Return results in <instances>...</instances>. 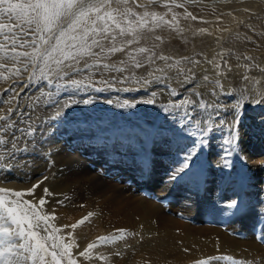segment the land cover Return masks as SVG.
Here are the masks:
<instances>
[{"label": "bare ground", "instance_id": "obj_1", "mask_svg": "<svg viewBox=\"0 0 264 264\" xmlns=\"http://www.w3.org/2000/svg\"><path fill=\"white\" fill-rule=\"evenodd\" d=\"M246 5L247 4H245V6ZM239 9H241L240 6ZM244 9L248 10L249 8H243V11H245ZM154 11L160 13L161 10L157 8ZM162 12L167 13L165 16L167 18L172 17V12L176 13L173 9L172 12H168L167 8ZM240 17L238 16L239 21H241ZM236 18L237 17H234V19ZM215 21H217V19ZM233 24L234 23H232V25ZM194 28L195 25L191 24L188 30L182 32L175 31L173 36H175L176 40H179L183 46L199 48L202 45V39L198 37L199 34L196 35L194 33ZM219 31H217V33ZM212 36H214V34H212ZM247 38L249 37L247 36ZM210 60H212L213 63H208L207 61L209 60H207L197 65L198 75L196 78H193L191 84L185 87L180 99L178 96L177 100L174 99V95L171 93L173 91L175 92V89L171 90L165 87L166 85H149L145 88L148 89L150 93H144L141 94L142 96H139L140 100L138 104L140 103L141 113L150 121L156 118V115L162 110L164 105L168 108L169 116L161 122L160 128L153 138L154 145L152 146L153 152L151 154L153 159L145 158L147 155L145 153L143 154L144 151H141L142 147H146V143H144L146 140L144 133L150 134V127L148 126L147 128V125L143 124L141 120L136 119L139 114L130 116L128 113H124V119L131 118L132 122H134V128L136 124L142 133L138 129H130L129 131L126 130L125 133L121 131L118 132L119 136L117 137H111L109 134L108 136L98 134V130L101 127L104 128L109 124L108 121H104V123L98 122L97 124L92 123L91 128L87 126L90 130L80 129V131L76 132L83 135L84 133L89 134L88 139L81 135L82 138L80 137L78 145L75 147V149L78 148L77 150L69 149L68 141L61 142L63 144H61L59 148L52 149L51 153L61 167L58 169L60 172L57 174L63 176L57 180L59 184L53 186V183H51L49 188L50 194L47 195L48 197L45 200L46 203L42 208L39 205L38 199L43 194L42 192H44L45 185L41 184L40 177L34 178L28 183L24 181L16 183L12 181L14 177L12 180H9V178V181H4V184L0 183V188L26 192V190L31 189L33 185L40 182L39 187L35 189L33 195L25 194L22 199L31 202L42 214L49 216V221L52 225L60 229L58 235L63 237L65 243H72L73 247L71 251L80 264H194L199 260H206L211 262V264H264V241L260 239V235L262 233V235H264L263 125H261V130H250L247 125L251 120H246L242 121L239 127L240 131L237 148L241 158L246 162L245 165L247 167V178L243 181L239 177H231L227 169L229 165L228 160H230L228 152L231 148L227 141L236 137L234 134V117L235 113H238V106H235L236 104H231L235 106V109L227 111L226 107L230 104L228 102L227 106H223H226L225 111L227 112L222 111V113L220 111V117H213L214 121L212 120V124H215L217 131L213 134V137H210L211 148L208 171L206 173L199 172L196 167L192 165V160L198 150V142H195L194 137L183 136L185 132L191 131L190 129H193V127L196 128L201 122L206 123V121H201L200 118H198L202 111L196 102L199 101V103L202 104L203 99H207L209 103L218 100V98H214L215 100H213V92L210 90L214 87L213 84L206 82L207 88L199 87V85L205 83V81L202 82L205 75H208L210 80L219 79L220 83L223 85L221 89L215 88V94L222 91L226 93L229 92L231 85L225 80L226 74L222 73L221 76L217 77V69L214 67L217 61L212 58ZM258 64L264 66V58L259 60ZM223 67L221 68L223 69ZM243 72L244 71L241 73ZM253 73H256L260 77L263 75L259 70H253ZM74 74L76 73L74 72ZM253 75L251 76L253 77ZM62 76L60 77L61 80L64 78V76L63 78ZM136 76L137 75H135V77ZM161 76L163 75L161 74ZM138 78L140 77H137V79ZM241 78H243V76ZM55 81L58 82L57 80ZM119 81H121V79ZM247 84H249L248 81L246 82V86ZM249 85H251V83ZM112 87H116V89H131V91L135 88L130 85L124 86L123 83L120 86L114 84ZM261 87L262 85L260 88ZM106 89L110 90V86ZM248 89L249 88L244 90L247 91ZM87 90L88 89H86V91ZM193 90L201 93V95L193 96ZM178 92H180V90ZM247 92L245 93L247 94ZM254 92L257 93V91ZM111 93L112 92L109 94ZM153 93H155V95H153ZM239 94H241L240 97H242V93ZM258 95L260 97V94ZM258 95H255V98H257ZM118 97L119 96H117L116 99L111 98L117 101ZM129 98L131 97L128 96V99ZM235 98L237 100V97ZM121 99L119 101H121ZM189 99H192L193 103H184ZM148 100L153 102L146 103L145 101ZM251 100L254 101L255 99ZM100 101L102 102V100ZM107 101H104L105 104L107 103L106 105L110 106L112 103H110V100ZM130 101L132 100L130 99ZM246 102L248 103L249 101ZM96 103L95 106L99 107V103ZM118 103L112 104L113 111L116 109L114 111L115 117L118 116L116 115L119 109ZM220 103L222 104L223 102L221 101ZM251 103L249 102V104ZM254 105L256 104L254 103ZM102 106L103 104L101 107ZM222 108L220 107V109ZM251 109L253 110V108ZM212 110H210L211 114H213ZM260 111L261 110H259V112ZM215 112L214 108V113ZM259 114L261 115L262 113ZM89 116L92 115L90 114ZM179 116L182 117H180L181 120L183 119L185 121H181L179 118L177 119ZM174 117L177 119L176 121H174ZM198 119L200 121H197ZM96 122L97 121H95V123ZM257 122L259 123V120ZM249 124L251 123L249 122ZM83 126L84 125H82V127ZM59 129L61 130V128ZM72 136H75L73 132H69L68 135H63L61 137V141L68 140V138ZM139 141L140 146H138ZM190 154H193L192 159L187 160L186 158ZM92 162L96 164L102 163V171L104 172L102 176L96 174V172L92 173L88 169L87 163L91 165L93 164ZM186 162L188 163V167L185 168L183 172H180V169L184 167ZM106 173L108 175L104 176ZM173 176L177 178L172 179ZM117 178L122 180L121 183L113 182ZM233 201L237 203L238 207L229 206ZM160 203H162V205ZM166 206H168L167 209L170 211L169 213H166L164 209ZM125 207H127L126 210ZM89 213H92V215L89 217L88 221L75 229L70 227L83 217L88 216ZM259 221H262L260 226ZM203 222L208 224L201 225L200 223ZM119 230L125 231L121 233ZM101 236H122L123 238L116 239L92 250L91 259L78 255L89 243L95 242L97 238ZM117 252L119 255H115ZM99 255H103L105 259L100 260Z\"/></svg>", "mask_w": 264, "mask_h": 264}, {"label": "rangeland", "instance_id": "obj_2", "mask_svg": "<svg viewBox=\"0 0 264 264\" xmlns=\"http://www.w3.org/2000/svg\"><path fill=\"white\" fill-rule=\"evenodd\" d=\"M141 2H144V1H141ZM177 3H181L184 5L183 7H173L172 8L177 13L179 28H181V29H183V31H185V30L189 29V26L191 24H194L195 25L194 33L196 35L199 34L198 37H200L202 39V45L199 47L200 49L198 47H186V46L181 45L182 43L179 40H176V37L173 36L175 34V31L172 30L171 28H169L168 26L158 28L155 30L154 33H146L145 35L147 36V39L142 40L140 45H134L133 47L152 46L153 44H158L159 47L155 49L157 54H164V55H169L171 57H174L171 61H169V63H175L176 60H180L183 56V57H191L196 61L199 60L200 64H201V63H204V61L210 60L211 58L218 61L219 60L218 59L219 58L218 53L225 55V59H227L228 65L231 66L232 72L229 71L227 67H223L224 64L222 62H221V67H223L224 70L222 68H221V70H222L223 74H226L225 80L227 82H229V84L232 86V89L230 86L228 93H226L225 91H222V92H218L217 93L218 95L212 94L213 100L218 98L219 101L217 100V101H212L211 103H209L207 99H203L202 104L205 105V107H199L201 109L202 113L198 116V118H200L201 121H206L207 124L201 122L200 123L201 126L198 125L196 127L198 129L193 127V129H190L191 131H187L183 135L185 137L186 136L187 137L190 136L192 138L194 137L195 142L196 141L198 142V145H199L198 150L196 151L195 157L192 160V165L195 166L199 172L206 173L208 171L210 148H211L210 147V142H211L210 137H213V134L216 133V131H217L215 128V124H212L214 121L213 117H220V114H221L220 111L224 112L226 108H227L226 109L227 111L230 109L233 110V109H235L234 108L235 106H238V111H237L238 113H235V117H234V119H235L234 134L236 136L237 143H238V139H239V131H240L239 127H240L242 121L251 120L249 122L252 125L249 124V122L247 125V127H249L248 129H250V130H254V129H256L257 131L261 130L262 129L261 125H263V128H264V122H262V121H264V116H263V114H264L263 113L264 112V108H263L264 103H260L261 104L260 105V104H257L255 102L256 99H261L262 97H264V76H263L264 73L260 77L256 73H253V70L256 71L258 69L254 68V67L253 68H245L242 66L243 63H244V65L247 63H248V65L258 64L259 60H262L264 58V44H263L264 43V0H177ZM245 4H247V5L245 6ZM242 5L245 7H243ZM133 6L134 5H130V7H133ZM239 6L241 9H239ZM157 8H158V10H161L159 14L165 13L162 11H165L166 8H164L163 6H161L159 4H157L156 6L155 5L150 6L149 7L150 10L149 9L148 10L154 11ZM243 8H246V9L249 8L250 10L244 9L246 11L245 12V11H243ZM141 10L143 11V9H140V10H139V8L136 9V11H141ZM185 10H188L187 12L191 13L192 15H195L197 17V19L193 20L191 17L185 18V16H184ZM248 11H250L251 13ZM233 16L237 17V18L234 19ZM238 16L239 17L242 16V17H240L241 21H239ZM198 17H199V20H198ZM165 19L171 20L172 17H170V18L165 17ZM214 19L215 20L217 19V21H215ZM233 19H234V21H233ZM230 20H232V21H230ZM235 20H236V22H235ZM231 22L234 24L232 25ZM200 29H205L206 31L200 32L199 31ZM219 30H221V31H219ZM17 31H19V30H17ZM217 31H219V32L217 33ZM220 32H221V34H220ZM212 34H214V36H212ZM155 35L161 36L163 39V42L154 40ZM247 36L250 39H245ZM178 41H179V43H178ZM195 52H197V53H195ZM123 54L124 53L118 52L114 56L110 57L105 62L109 63V64L115 63L117 66L119 65L118 67H120L121 65L119 64V61L126 58L125 55H123ZM236 56H240V59L237 60ZM245 56L252 57V60H250L249 62L244 60ZM254 58H256V59H254ZM141 59H142V57H141ZM239 61H240V63H239ZM89 62H91V61L89 60ZM236 64L241 65V66L237 67ZM197 65L194 67L192 64H186V63H183V61H181L180 68H184L186 73H187L188 69H191L192 73H194V75H191L192 79H190L189 81H185V77L183 75L178 74L179 73L178 68H173L171 70L165 68L164 72L155 71L154 75L150 76L149 72H153L154 69H156V68H159V67L163 68L164 67V61H160V60H157L155 65L149 66V65L145 64V66L142 68H132L131 66H129L123 73L115 72V71H98L95 68H84L83 67V61H82L81 64L77 66V68L79 69L78 74H77V71L75 72L76 74H74V72L72 73L71 69H66L65 71L68 73V75H63L64 76V78L62 76L63 80H61V78H60L61 76L60 77L53 76L52 78L53 79L55 78V79L51 84H48L47 81H45V80H38L37 81L35 78H33L30 81L29 80V74H30L31 69H29V71H22L21 75L19 77L13 76L10 79H5V78L0 77V113H6L8 108L19 105V107L15 108L14 115H13L12 119L20 121L17 125V127L19 129L28 130L30 128L33 132L32 135H23V136L21 135L20 131L15 132L16 136L20 137L19 144H18V148L20 149V151H18L16 153L15 159L12 161V167L11 168L0 169V183L4 184L6 181L12 180L13 177H14V179L12 181H14L16 183H19L22 181L28 183L29 181L31 182L34 178L40 177V180H41L40 182H41V184L45 185V186L43 185L45 188L49 189L51 186V183H53V186L59 184V182L57 180L60 179V177L63 175L57 174L58 172H60V170L58 171V169H60L61 167H60V165H58V162L54 159V157L51 153L52 149L53 148L54 149L59 148L61 146V144H63L61 142H66V141L69 142V144H68L69 149H75V147L78 145V140L80 139L81 135L84 136L86 139H88V137H89L88 133H84V135H83L81 133L78 134L76 132L80 131V129L90 130L89 128H91L92 123L97 124L98 122L104 123V121H108L109 124H107V126L104 128L101 127L98 130V134L107 135V136L109 134L111 137H113V136L117 137V136H119L118 132L121 131V132L125 133L126 130L129 131L130 129H138L142 133V131L136 126V124H135V128H134V125H133L134 122H132L131 118L124 119V117H123L124 113H126V114L128 113L130 116H134L136 114H139L136 119L141 120L143 124L147 125V128H148V126L150 127V134L144 133L145 139H146L144 141V143H146V147H142L141 151L142 152L144 151L143 154L145 153L147 155L145 158H147V159L152 158L153 159V157L151 155L153 152L152 146L154 145L153 138H154V135L156 134L157 130L160 128L161 122L167 116H169L168 115V108L166 105H164L162 110H160V112L156 115V118L153 121H150L148 118H146V116L143 113H141L140 103L138 104V101L140 100L139 96H142L141 94H144V93L145 94L150 93V91H148V89L145 88V87H148L149 85H153V86L154 85H159V86H165L166 85L165 87H167L171 90L175 89V95L173 96V98L177 100L179 97V99H180L182 97V94H183L185 87L188 86L189 84H191L193 78L197 77V75H198ZM9 66H11V64H9ZM240 70H241V72L242 71H244V72L241 73ZM247 70H248V72H247ZM249 73H250V75H249ZM161 74L163 76H161ZM7 75H8L7 73H4L5 77ZM135 75H137V76L135 77ZM139 75L148 79L149 82L147 85L141 83L140 78L137 79V77H141ZM231 75H232V77H231ZM245 75L250 76V78L252 77L251 75H253V77H255V79L260 81L262 87L260 88V86H261L260 83L255 84L254 83L255 81L254 82L252 81L251 85H249L250 82L248 81L249 84H247V86H246L247 81L244 80L243 78H241L242 76L244 77ZM68 76H71V77H68ZM126 76L129 77V79L131 81L128 79H125ZM256 76H257V78H256ZM133 77H134V79H133ZM259 78H261V79H259ZM120 79H121V81H119ZM55 80H57L58 82H56ZM73 80L74 81L79 80L78 82H82V83L80 84L79 87H77V85L71 83V81H73ZM102 80L107 81V83H101L100 81H102ZM167 80H169V81H167ZM129 81H130V83H129ZM203 81L204 80L202 79V82ZM120 82H122L124 86L125 85H127V86L130 85L132 87H135L136 85L137 86L132 91H131V89H128V90L125 88H122V89L117 88L116 89V87H112L114 84L119 85V86L122 85V83H120ZM135 82H137V83H135ZM206 82L207 81H205V83ZM205 83L203 84L204 87H202V88H207V83H206V85H205ZM243 83H244V85H243ZM109 86H110V90L106 89ZM254 86L257 88L259 87V88L257 89ZM92 87H94V88H92ZM9 88L14 89V91H5V89H9ZM95 88H96V90H95ZM177 88H179V89H177ZM243 88L244 89L249 88L247 90L248 92L246 90H244ZM251 88L253 91L251 90ZM86 89H88V90L86 91ZM230 89H231V91H230ZM260 89H262V90H260ZM98 90H99V92H98ZM179 90H180V92H178ZM243 91L247 92V94L248 93H251V94L254 93L255 94L256 92H254V91H257V93L255 95L257 96L258 94H260V97L258 95L259 98L258 97L255 98L254 94H252V95L248 94L247 95ZM17 92L20 93V95L18 97H16V99H13V97L16 95ZM110 92H112V93L109 94ZM236 92H238V93H236ZM259 92H261V93H259ZM93 93H95V94H93ZM239 93H242V97H240L241 94H239ZM237 94H238V96H237ZM116 95L119 96L118 100H117L119 103L116 100H115L116 101L115 102L114 99L112 100V98H115V99L117 98ZM120 95H122V96H120ZM95 96H96V98H98V97L99 98L96 99ZM102 96H103V98H102ZM128 96L131 98L128 99ZM219 96L221 97V99ZM245 96H246V99H245ZM87 97H88V99H87ZM235 97H237L238 101L236 100ZM119 98L120 99L122 98L121 101H119L120 100ZM231 98H234L235 100L231 99ZM130 99L132 101H130ZM251 99H253V100L255 99V100L252 101ZM100 100H102V102ZM107 100L108 101L110 100V103H112V104H114V103L119 104V106L117 105L119 108L117 111V114H116V115H118L117 117H115V115H114V111L116 109L113 111V109H112L113 105L111 104L109 106V105H106L107 103L105 104L104 101H107ZM239 100H240V102H239ZM85 101H87V103H85ZM113 101H114V103H113ZM221 101L223 102L222 103L223 105L220 103ZM234 101H236V102H234ZM246 101H249L250 103L252 101V103L249 104V102L247 103ZM96 102L99 103V105H98L99 107L95 106ZM213 102H214V104H213ZM218 102H219V104H218ZM228 102L230 103L229 105H228ZM232 102H234V103H232ZM253 102L256 105H254ZM238 103H239V105H238ZM64 104H66L67 107H65ZM102 104L104 107L103 106L101 107ZM231 104L232 105L236 104V105L232 106ZM246 104H249V105L245 106ZM209 105H210V107H209ZM224 105H226V106L228 105V107L225 106L226 107L225 108V107H223ZM258 105L262 109L259 108ZM107 106H109V107H107ZM229 106H230V108H229ZM93 107H94V109H93ZM220 107L221 108L223 107V108L220 109ZM214 108H215V111L217 113L216 112L214 113ZM216 108H218L219 111ZM251 108H253V110ZM210 110H212L213 114H211ZM259 110H261L262 112L261 111L259 112ZM227 111H225V112H227ZM57 112L60 113V115L58 117L56 116ZM88 112H89V114H88ZM253 113H255V114H253ZM259 113H262V114L260 115ZM20 114H23V115H20ZM90 114L92 116H89ZM69 115H71V116H69ZM248 115L250 116V118ZM251 115H254V116H251ZM203 116H205V117H203ZM175 117H174V121H176L178 118H179V120H181L180 119L181 116L177 117V119H175ZM202 118H203V120H202ZM257 119L259 120V123L257 122L258 121ZM200 120L198 119L197 121H200ZM95 121H97V122L95 123ZM181 121H185V120L182 119ZM82 125H84V126L82 127ZM85 125H86V127H85ZM87 126H89V128ZM205 126L210 127L212 130L210 132H207V133L201 135V130ZM59 128H61V130ZM13 131H15V129ZM69 132H73V134L75 136L68 138V140L61 141V137L63 135H68ZM54 140H55V142H54ZM10 146L11 145H9V147ZM138 146H140V141H139ZM77 149L78 148H76L75 150H77ZM229 151H231V154H229V152H228L230 160H228L229 165H228L227 169L230 172V176L231 177H239V178H241L242 181L245 180L247 178V172H246L247 167L245 165L246 162L241 158V156L238 152V148H236L235 150H232L230 148ZM49 157H52V158H49ZM31 162H32V164H31ZM87 164H88V169L92 173L96 172V174H98L100 176H102V173H104L102 171V168H103L102 163H97V164L93 163L91 165L89 163H87ZM106 175H108V174L106 173L104 176H106ZM45 176L47 177V179H44ZM118 180L119 179L117 178L113 182H118V183L120 182L121 183L122 180H119V181ZM39 183H37V184H39ZM42 193L43 194L38 199V202L41 198L44 197L43 199L46 200V198L48 197L47 195H45L44 192H42ZM160 204L162 205V203H160ZM167 208H168V206L164 207L166 213H169L170 211ZM126 209H127V207H125V210ZM40 214L44 215L41 212H40ZM49 223L52 225V223L50 221H49ZM261 223H262V221H259V226L261 225ZM200 224L205 225L208 223L203 222ZM49 231H51V229H49ZM41 234L44 235L42 228H41ZM262 234L260 235V239H261V241H264V235H262ZM77 262H78V260H77ZM198 262H205V264H211V262H208L206 260H199L194 264H198ZM78 264H80V263L78 262Z\"/></svg>", "mask_w": 264, "mask_h": 264}, {"label": "snow or ice", "instance_id": "obj_3", "mask_svg": "<svg viewBox=\"0 0 264 264\" xmlns=\"http://www.w3.org/2000/svg\"><path fill=\"white\" fill-rule=\"evenodd\" d=\"M157 4L167 8L168 12H172L173 7L184 6L177 3V0H144V2L141 0H0V77L5 79L19 77L22 71L31 69L30 81L35 78L37 81L45 80L51 84L53 76L68 75L66 69H71L72 72L78 71L77 66L82 61L84 68L123 73L129 66L142 68L145 64L155 65L156 61L160 60L164 61V67L149 72L150 76L154 75L155 71L164 72L165 68L169 70L178 68V74L183 75L185 81H189L194 73L191 69H188L186 73L183 68H180L181 61L193 66L200 61L191 57H182L175 63H169L173 57L157 54L155 49L159 47L158 44L133 47L147 39L146 33H154L156 29L164 26L174 31H183L179 28L176 13L172 12V19L167 20L165 19L167 13L159 14L148 10L150 6ZM137 8L143 11H136ZM184 16L191 17L193 20L197 19L187 10ZM154 40L163 42L159 35H155ZM118 52L124 53L126 57L119 61L120 67L115 63L105 62ZM218 56L219 60L214 64L217 77L222 75L221 62L231 71L225 55L218 53ZM236 59L239 60L240 56H236ZM244 60H252V57L245 56ZM207 62L213 63L212 60ZM240 66L237 65V67ZM243 66L254 67L264 73V66L259 64ZM4 73L8 75L5 77ZM243 79L250 83L252 81H255V84L260 83L255 77L250 78L247 75ZM203 80L214 85L211 89L213 94H215V88L223 87L219 79L210 80L208 75H205ZM140 81L143 84L149 82L145 77H140ZM100 82L107 83L103 80ZM71 83L79 87L82 82L73 80ZM199 87L204 85L201 84ZM5 91H14V89L9 88ZM171 94L175 95V92ZM19 95L20 93L17 92L13 99ZM200 95L201 93L193 90V96ZM255 102L264 103V97ZM184 103L191 104L193 100L189 99ZM196 103L199 107H205L199 101ZM17 107L19 105L8 108L6 113H0V169L11 168L16 153L20 151L18 148L20 137L16 136L15 132L20 131L22 136L33 134L30 128L19 129L17 125L20 121L12 119ZM59 115L60 113L57 112L56 116ZM211 130L210 127L205 126L201 130V135ZM227 143L232 150L238 147L236 137ZM192 155L190 154L186 159L191 160ZM187 167L186 162L180 172ZM176 178V176L172 177V179ZM38 187L39 184L33 185L26 192L0 188V264H78L71 251L72 243H65L63 237L58 235L60 229L49 223V216L41 215L35 205L22 199L25 194L33 195ZM44 193L49 195V189L45 188ZM45 203L43 198L39 200L41 208ZM229 206L238 207L235 201ZM91 215L92 213H89L70 227L77 228L88 221ZM41 228L44 235L41 234ZM119 231L123 233L125 230ZM121 238L123 237H98L78 255L91 259L92 250ZM99 259L104 260L105 257L99 255ZM198 264H205V262H198Z\"/></svg>", "mask_w": 264, "mask_h": 264}]
</instances>
